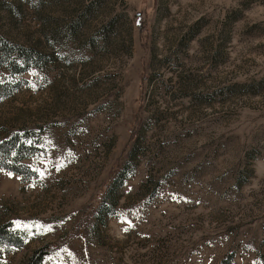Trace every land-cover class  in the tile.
Listing matches in <instances>:
<instances>
[{
  "label": "rangeland",
  "instance_id": "374dc122",
  "mask_svg": "<svg viewBox=\"0 0 264 264\" xmlns=\"http://www.w3.org/2000/svg\"><path fill=\"white\" fill-rule=\"evenodd\" d=\"M15 135L0 264H264V0H0Z\"/></svg>",
  "mask_w": 264,
  "mask_h": 264
},
{
  "label": "trees",
  "instance_id": "16d2710c",
  "mask_svg": "<svg viewBox=\"0 0 264 264\" xmlns=\"http://www.w3.org/2000/svg\"><path fill=\"white\" fill-rule=\"evenodd\" d=\"M21 56L23 55L25 61L28 62L33 58H37L36 51H32L30 49L22 48L20 51ZM26 67H21L20 71L24 70ZM18 135H15L10 141H2L0 142V168H6L11 171L17 172L19 174H23V163H20L22 159H24L27 154L24 153L28 147L21 145H16ZM13 153L12 159L10 163H6L5 160H8L6 157ZM19 235H21L20 231H12L9 229V223L0 225V246L2 245H10L9 242H13L15 246H21ZM56 246L51 244H44L39 246L31 251V253L27 256L26 260L22 264H40L42 260L47 256L54 252ZM220 264H233V254H229L228 257L223 259Z\"/></svg>",
  "mask_w": 264,
  "mask_h": 264
}]
</instances>
